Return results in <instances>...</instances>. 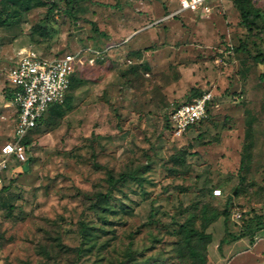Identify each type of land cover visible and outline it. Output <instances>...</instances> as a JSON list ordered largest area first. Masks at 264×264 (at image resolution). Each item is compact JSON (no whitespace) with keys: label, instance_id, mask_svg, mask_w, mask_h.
<instances>
[{"label":"rangeland","instance_id":"374dc122","mask_svg":"<svg viewBox=\"0 0 264 264\" xmlns=\"http://www.w3.org/2000/svg\"><path fill=\"white\" fill-rule=\"evenodd\" d=\"M7 2L15 7L0 5V146L16 115L4 73L22 50L98 53L59 112L31 132L25 161L6 172L0 264H190L177 229L190 214L199 227L202 211L205 264H264V0H249V28L232 0L175 17L178 0ZM205 91L203 121L169 130V112ZM130 171L107 208L96 207L108 173Z\"/></svg>","mask_w":264,"mask_h":264},{"label":"built area","instance_id":"2783aa9c","mask_svg":"<svg viewBox=\"0 0 264 264\" xmlns=\"http://www.w3.org/2000/svg\"><path fill=\"white\" fill-rule=\"evenodd\" d=\"M217 1L178 0L179 9L169 13V16L174 17L182 10L208 15ZM92 53L97 55L98 51L84 47L44 57L32 49H24L19 58L5 70L6 82L12 88L10 101L16 115L11 138L0 146V186L9 170V161L12 158L21 162L26 159L23 137L37 126L50 104L64 101L70 77L78 66L93 62ZM211 99V92L205 91L189 101L177 104L169 114L171 131L179 135L198 124L207 116Z\"/></svg>","mask_w":264,"mask_h":264},{"label":"trees","instance_id":"16d2710c","mask_svg":"<svg viewBox=\"0 0 264 264\" xmlns=\"http://www.w3.org/2000/svg\"><path fill=\"white\" fill-rule=\"evenodd\" d=\"M232 2H234L236 7L239 9L243 23H245V25L249 28V24H250L249 19H250V15H251V10H250V7L248 5L249 0H232ZM0 5L2 7H5L7 5L12 6L13 8L15 7V6H13L14 5L13 3L7 2V0H0ZM15 10H16V8H15ZM52 10H53V6L49 7L48 13H50ZM253 17H255V16H253ZM7 20H8L7 17L3 19V21H7ZM257 57H259V56H257ZM259 61L263 62V60H259ZM80 67H81V65L75 69L74 73L70 77L69 90L71 88L75 87L76 74L79 71ZM69 90H68V92H69ZM68 92H67V94H68ZM67 94H66V97H67ZM199 94H201V92H195L192 96H190L185 101H189L192 97L197 96ZM5 96H6L7 100H9V101L12 99V88L8 84H7V91H6ZM66 97H65V99H66ZM65 99H64V101H65ZM64 101L62 103L50 104L46 113L59 112V106L62 105L64 103ZM210 104H211V101L209 102V105L207 108V113H208ZM170 112H169V114H170ZM41 120H43V118H41ZM40 121L38 122L37 126L39 125ZM202 121H203V119L200 122H202ZM37 126L34 129L30 130L22 139V144H23L26 152H27L29 145L31 143V141H30L31 132L33 130H35L37 128ZM166 126L169 130H171L169 115L167 117ZM187 129H189V128H187ZM15 161H18V160L13 159L12 164L9 165V167L15 165ZM133 175L135 176L136 174L132 171L121 172L117 176H114L112 173H108L107 178H106V180H107L106 182L108 184L107 192L94 193V195H93V198L95 199L94 205L96 207L106 209L107 205L109 204V197L111 195V190L114 189L118 183L125 181L127 177H130ZM5 187L6 186H1L0 190L4 189ZM222 214L223 215L228 214L227 206L222 210ZM201 219H202V223L199 227H197L194 224L193 215L190 214V216H188L187 220L183 224H179L178 229H177L184 236V238L187 240L186 251H187V255L189 256V259H190V264H205L207 261V244H206V241L209 238V234L207 232H205V225L208 222L209 218L206 216L205 212H203V211L201 213ZM257 225H258V227H262L263 222L258 221ZM80 230L82 233H85V232H87V230H89V227L86 223L81 222Z\"/></svg>","mask_w":264,"mask_h":264}]
</instances>
